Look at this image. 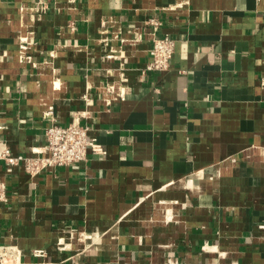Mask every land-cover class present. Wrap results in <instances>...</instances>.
<instances>
[{"label": "crops", "instance_id": "obj_1", "mask_svg": "<svg viewBox=\"0 0 264 264\" xmlns=\"http://www.w3.org/2000/svg\"><path fill=\"white\" fill-rule=\"evenodd\" d=\"M151 17L176 40L162 73ZM53 121L102 153L0 162L18 264H264V0H0V146L29 154Z\"/></svg>", "mask_w": 264, "mask_h": 264}, {"label": "built area", "instance_id": "obj_2", "mask_svg": "<svg viewBox=\"0 0 264 264\" xmlns=\"http://www.w3.org/2000/svg\"><path fill=\"white\" fill-rule=\"evenodd\" d=\"M161 23L156 17L146 21L149 32L151 48L149 61L144 71L162 73L171 66L176 40L170 35H157ZM22 50L27 49V44L21 45ZM52 114V109L46 115ZM90 127L78 122L62 125L53 121L45 128L43 145L32 148L29 154H13L7 145L0 146V162L4 165L6 176L16 171H23L30 177H35L50 168L73 165L86 160L88 151L99 154L102 147L89 137ZM10 188L4 178H0V204H5L10 199ZM35 256H42V251H35ZM20 251L16 245L0 246V264H18Z\"/></svg>", "mask_w": 264, "mask_h": 264}, {"label": "bare ground", "instance_id": "obj_3", "mask_svg": "<svg viewBox=\"0 0 264 264\" xmlns=\"http://www.w3.org/2000/svg\"><path fill=\"white\" fill-rule=\"evenodd\" d=\"M166 219H167V220H171V218H170V217H168L167 215H166Z\"/></svg>", "mask_w": 264, "mask_h": 264}]
</instances>
